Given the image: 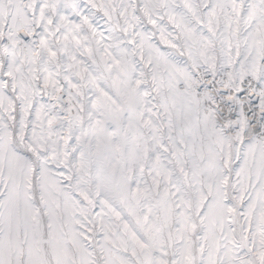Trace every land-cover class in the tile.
Wrapping results in <instances>:
<instances>
[{
  "label": "snow or ice",
  "instance_id": "6c2138e0",
  "mask_svg": "<svg viewBox=\"0 0 264 264\" xmlns=\"http://www.w3.org/2000/svg\"><path fill=\"white\" fill-rule=\"evenodd\" d=\"M0 264H264V0H0Z\"/></svg>",
  "mask_w": 264,
  "mask_h": 264
}]
</instances>
